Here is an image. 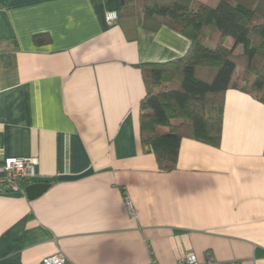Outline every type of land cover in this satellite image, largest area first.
<instances>
[{
	"label": "crops",
	"instance_id": "1",
	"mask_svg": "<svg viewBox=\"0 0 264 264\" xmlns=\"http://www.w3.org/2000/svg\"><path fill=\"white\" fill-rule=\"evenodd\" d=\"M120 7L0 0V161L36 157L35 183L51 184L35 200L0 192V264L58 252L70 264L190 253L264 264V104L227 90L220 146L183 138L177 169L161 172L141 143L142 65L182 58L191 43L168 26L109 25Z\"/></svg>",
	"mask_w": 264,
	"mask_h": 264
},
{
	"label": "trees",
	"instance_id": "2",
	"mask_svg": "<svg viewBox=\"0 0 264 264\" xmlns=\"http://www.w3.org/2000/svg\"><path fill=\"white\" fill-rule=\"evenodd\" d=\"M118 22L126 30L168 26L191 43L182 58L142 65L141 143L161 172L177 169L183 138L220 146L227 90L264 104V0H121Z\"/></svg>",
	"mask_w": 264,
	"mask_h": 264
},
{
	"label": "built area",
	"instance_id": "3",
	"mask_svg": "<svg viewBox=\"0 0 264 264\" xmlns=\"http://www.w3.org/2000/svg\"><path fill=\"white\" fill-rule=\"evenodd\" d=\"M106 22L110 25L118 22L119 12L108 11L105 15ZM39 160L36 157H6L0 161V192L4 194H22L25 195L27 186L36 182ZM130 215L134 216V209L129 201H126ZM41 264H70L66 255L62 252L55 253L45 258ZM177 264H243L239 261L221 262L207 254L205 262H200L193 253L184 254L178 260Z\"/></svg>",
	"mask_w": 264,
	"mask_h": 264
},
{
	"label": "water",
	"instance_id": "4",
	"mask_svg": "<svg viewBox=\"0 0 264 264\" xmlns=\"http://www.w3.org/2000/svg\"><path fill=\"white\" fill-rule=\"evenodd\" d=\"M50 183H33L26 187L25 194L30 200H35L41 197L49 188Z\"/></svg>",
	"mask_w": 264,
	"mask_h": 264
},
{
	"label": "rangeland",
	"instance_id": "5",
	"mask_svg": "<svg viewBox=\"0 0 264 264\" xmlns=\"http://www.w3.org/2000/svg\"><path fill=\"white\" fill-rule=\"evenodd\" d=\"M200 2H203L202 0H199ZM232 45V39L231 38H228L227 39V46H231ZM242 74H243V71L241 69H238L234 75L235 77V80L237 81V84L240 86V87H243L244 84L242 81H240V78L242 77ZM239 81V82H238Z\"/></svg>",
	"mask_w": 264,
	"mask_h": 264
}]
</instances>
